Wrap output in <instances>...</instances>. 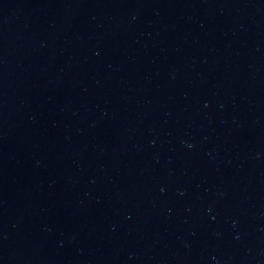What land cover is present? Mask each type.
Instances as JSON below:
<instances>
[{
	"label": "water",
	"instance_id": "95a60500",
	"mask_svg": "<svg viewBox=\"0 0 264 264\" xmlns=\"http://www.w3.org/2000/svg\"><path fill=\"white\" fill-rule=\"evenodd\" d=\"M0 264H264V0H0Z\"/></svg>",
	"mask_w": 264,
	"mask_h": 264
}]
</instances>
